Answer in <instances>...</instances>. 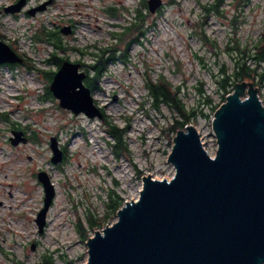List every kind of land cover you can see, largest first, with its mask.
<instances>
[{"label": "rangeland", "instance_id": "374dc122", "mask_svg": "<svg viewBox=\"0 0 264 264\" xmlns=\"http://www.w3.org/2000/svg\"><path fill=\"white\" fill-rule=\"evenodd\" d=\"M12 1L0 0L1 38L15 43L14 47L40 69L23 64L0 66V112H6L5 118L0 117V264H43L45 254L50 256L51 264H84L88 237L103 227H89L87 215H104L108 190L116 188L125 202L138 197L143 175L169 178L175 172L168 155L177 131L169 127L176 109L166 104L161 105V110L153 107L146 97V77L157 79L164 73L174 86H182L180 94L186 106L197 105L209 114L198 115L192 123L200 130L210 154H215V111L205 98L211 95L216 103L221 99L222 91L213 74L219 73L224 62L229 68L233 66L235 58L225 49L230 38L235 34L242 44L248 41L253 45L263 32L264 0H249L237 6L235 0H225L219 6L220 12H213L206 23L201 17L203 3L213 0H163L164 5L155 12L144 9L145 27L149 30L143 43L132 44L126 61L112 62L101 85L93 90L96 104L112 122L120 127L129 124L125 134L128 150L119 156L109 144L108 140L114 138L108 132L105 115L100 118L76 114L61 106L51 90L52 94H48L51 81L43 70L56 69L57 65L44 60L54 46L35 36L44 24L59 30L73 24V32L60 30L68 49H59L57 54L91 62L93 55H82L78 48L93 43L99 44V49L111 45L123 48L133 34L117 46L113 32L122 30L126 15L131 16L126 8L139 7L142 0H53L35 14L20 11L14 15L1 10L2 5ZM44 1L26 0L23 8ZM113 5L119 16L108 12ZM234 15L238 16L235 23L231 21ZM202 29L217 40V46L201 37ZM201 81L204 92L197 88ZM258 86L264 101V84ZM17 126L30 137L13 144L10 137ZM52 135L65 149L66 158L61 164L51 158ZM41 170L48 172L56 191L43 231L37 222L45 196L38 177ZM116 218L117 212L107 223ZM80 219L87 236L77 226Z\"/></svg>", "mask_w": 264, "mask_h": 264}, {"label": "water", "instance_id": "95a60500", "mask_svg": "<svg viewBox=\"0 0 264 264\" xmlns=\"http://www.w3.org/2000/svg\"><path fill=\"white\" fill-rule=\"evenodd\" d=\"M46 0L28 9L47 8ZM26 0L4 7L20 11ZM155 12L163 0H148ZM69 33V26L61 29ZM0 36V64L24 62ZM81 62L64 59L49 88L61 106L74 113L104 118L93 91L85 82ZM212 128L217 148L210 154L198 127L179 128L168 155L175 167L167 178L143 175L137 198L117 210L112 223L87 239L84 264H263L264 263V101L253 81H237L215 110ZM13 144L26 142L24 130H13ZM52 161L61 164L65 152L51 136ZM44 204L38 212L39 230L55 196L47 171L38 173ZM34 247V244L32 245Z\"/></svg>", "mask_w": 264, "mask_h": 264}, {"label": "trees", "instance_id": "16d2710c", "mask_svg": "<svg viewBox=\"0 0 264 264\" xmlns=\"http://www.w3.org/2000/svg\"><path fill=\"white\" fill-rule=\"evenodd\" d=\"M225 0H213L211 3H203V14L202 23H206L209 17L214 14L219 13V6ZM239 1V2H238ZM242 2L248 3L249 0H235L237 6ZM145 4L136 7L134 9L126 8L131 16L126 15L127 21L122 26V30H118L115 33L118 46L124 38L133 34L132 37L127 38L126 42L123 45V48L115 47L114 45L105 46L104 48L99 49V44H88L85 47H79V51L82 55L91 54L94 59L91 62H86L85 66L87 68L88 75L85 78L86 84L91 87L92 90L101 85L103 75L108 71L109 66L112 62L116 61H126L130 57V47L133 43L142 44L143 38L147 35L149 28L145 27ZM117 6L113 5L108 8V12L113 16H119L117 12ZM145 11V12H144ZM231 21L235 23L238 16L234 15ZM234 31H237L236 26ZM201 37L206 41L210 42L213 45L217 46V40H213L210 36L202 29L200 33ZM35 38L38 41L47 42L54 46V50L51 52L50 56L47 57L44 62L50 63L52 65L60 66L61 62L64 59H70L69 56H61L57 54L59 49H68L62 37L60 36V30L58 28H48L46 25L39 27L38 32H36ZM12 46V45H11ZM13 47V46H12ZM15 50L17 48L13 47ZM227 51L235 58L232 68H229L228 64L224 62L219 73H214V82L216 83L218 89L222 91L221 99L219 102H214V99L211 95H206L205 101L211 106L215 111L221 102L225 101L227 94L232 91L234 84L237 81L242 80H251L255 85L264 84V30L261 32V35L255 39L253 45L250 42L242 44L239 40V37L234 34L227 42L226 48ZM18 51V50H16ZM237 53L235 57V54ZM201 61H205L203 55L196 53ZM27 57V67L29 69H40L32 61H29ZM31 60V59H30ZM57 69V68H56ZM56 69L48 68L43 70L45 77L51 81ZM145 85L147 88L146 97L152 101L154 108L160 109L162 104H166L169 108L173 110L176 109L173 113V119L171 120L170 130H178L179 128L185 127L186 124L194 122L198 115L209 116V114L204 111L202 108H199L197 105L186 106L181 94V85L174 86L169 78L164 74L160 73L157 76V79L152 78L151 76L146 77ZM49 85H47V92L49 95L52 94L50 91ZM199 91L204 92V85L201 81L197 86ZM161 110V109H160ZM106 124L108 132L113 136L114 140L109 139V144L116 156H119L124 150H128V142L126 140L125 134L128 129V125L120 127L119 125L112 122L110 116L105 114ZM6 112H0V117H6ZM35 136V133H34ZM126 152V151H125ZM66 158V155H65ZM118 184V180L116 181ZM105 213L103 216L97 215L96 212L88 213L87 223L89 227L96 228L98 226H104L108 220L117 212L120 206L124 203V197L118 193L116 188H110L108 190V196L105 200ZM77 226L79 230L86 235L84 229H82L81 219L78 221ZM23 262H19L21 264ZM52 261L50 256L44 255L43 264H51Z\"/></svg>", "mask_w": 264, "mask_h": 264}, {"label": "flooded vegetation", "instance_id": "af4514ba", "mask_svg": "<svg viewBox=\"0 0 264 264\" xmlns=\"http://www.w3.org/2000/svg\"><path fill=\"white\" fill-rule=\"evenodd\" d=\"M16 1H18V0H13V1L10 2L9 4L15 3ZM27 1H28V0H27ZM9 4H4V5H2L3 9H1V10H5L4 7H5L6 5H9ZM141 4H145V7L149 9V3H148V0H142V3H141ZM163 5H164V4H163ZM163 5H162V6H163ZM162 6H160V8H162ZM149 10H150V9H149ZM22 12H28V9H27V8H22L20 13H22ZM18 13H19V12L14 13V15H18ZM20 13H19V14H20ZM71 24H72V23H71ZM72 25H73V24H72ZM72 25H66V26H69V28H70V32H73V31H74V27H73ZM62 27H64V26H61V27H60V30L62 29ZM0 36H2L1 33H0ZM10 45H12V46L14 47L15 43L10 44ZM16 50H17V49H16ZM18 52H19L20 55H22V56L25 58L24 62H22V63H20V62H17V63H9V62H5V63H1L0 66L5 65V66H9V67L12 66V67H13V66H15L16 64H23V65H26V66H27V56H26V54L23 53V52H21V51H18ZM66 59H67V58H66ZM71 60H72V59H71ZM73 61L81 62V63H82V68H81V69H84V70L87 71V69L85 68V63H86V62H84V61L81 60V59H76V60H73ZM58 68H59V66L57 67V69H58ZM57 69H56V70H57ZM19 127H20V126H19ZM19 127L17 126V128H12V131H13V130H16V129H20ZM22 130H24L25 135H26L27 137H30V136L27 134V132H26L25 129H22ZM63 150L65 151L64 148H63Z\"/></svg>", "mask_w": 264, "mask_h": 264}, {"label": "bare ground", "instance_id": "6f19581e", "mask_svg": "<svg viewBox=\"0 0 264 264\" xmlns=\"http://www.w3.org/2000/svg\"><path fill=\"white\" fill-rule=\"evenodd\" d=\"M163 5V3L161 4V6ZM27 209V208H26Z\"/></svg>", "mask_w": 264, "mask_h": 264}]
</instances>
